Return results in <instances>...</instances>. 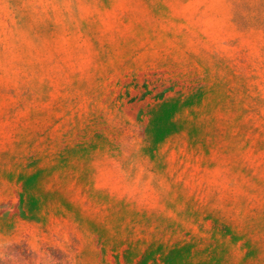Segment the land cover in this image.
<instances>
[{"label": "rangeland", "instance_id": "374dc122", "mask_svg": "<svg viewBox=\"0 0 264 264\" xmlns=\"http://www.w3.org/2000/svg\"><path fill=\"white\" fill-rule=\"evenodd\" d=\"M0 264H264V0H0Z\"/></svg>", "mask_w": 264, "mask_h": 264}]
</instances>
